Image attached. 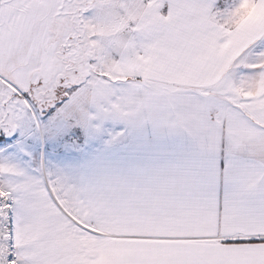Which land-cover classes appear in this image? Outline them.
Returning a JSON list of instances; mask_svg holds the SVG:
<instances>
[{
  "label": "snow or ice",
  "instance_id": "obj_1",
  "mask_svg": "<svg viewBox=\"0 0 264 264\" xmlns=\"http://www.w3.org/2000/svg\"><path fill=\"white\" fill-rule=\"evenodd\" d=\"M0 264H264V0H0Z\"/></svg>",
  "mask_w": 264,
  "mask_h": 264
}]
</instances>
